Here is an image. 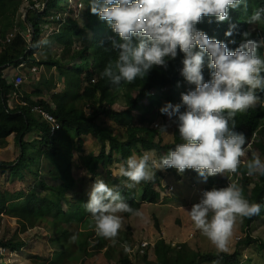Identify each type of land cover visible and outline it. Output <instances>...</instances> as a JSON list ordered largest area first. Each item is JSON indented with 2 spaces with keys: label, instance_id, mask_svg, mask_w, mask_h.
Segmentation results:
<instances>
[{
  "label": "trees",
  "instance_id": "16d2710c",
  "mask_svg": "<svg viewBox=\"0 0 264 264\" xmlns=\"http://www.w3.org/2000/svg\"><path fill=\"white\" fill-rule=\"evenodd\" d=\"M41 1L42 11L35 8L34 2L30 0L31 7L28 8L25 18L18 21L17 16L22 9L21 0H0V147L12 136L18 150V156L13 161H0V169H9L19 177L26 171L34 181V187L27 191L21 189L15 195L0 190V217L2 214L14 218L19 233L42 226L52 234L51 244L55 248L67 254H74L75 249L80 247L84 253L80 260L63 257L58 264H84V259L88 256L86 247L89 242H92L94 249L104 250L105 258L114 259L115 264H131L135 259L136 262L141 260L145 264H239L243 257V248L254 244L264 250V240L250 234L252 224L264 217V176H248L243 164L238 174L230 175V181L239 184L246 199L259 203L261 211L259 215L243 219V222L237 221L243 237L237 240L231 253H200L193 251L185 243L173 245L159 237L153 245L148 246L154 258L152 262L146 261V251L132 254L131 260L123 247L125 243L132 247L124 230H119L115 245L110 240L95 235L94 223L84 207L89 198H76L72 200L73 210L67 213L63 211L58 201L75 185V177L71 171L72 152L82 154L85 136L96 138L100 145L97 155L84 154L78 159V169L86 171L92 178L100 174V169L106 170L113 161V154L119 156L122 164H126V160L138 146L143 152L153 150L157 154L175 150L176 145L183 143L178 131V117H173V140L170 144L163 143L161 129L157 127V123L152 124V120L159 115L158 110L164 105L182 104V94L195 90V85L188 84L181 75L184 55L179 49L176 59L168 61L166 68L154 67L144 79L138 77L131 84L123 81L119 85L111 84L107 79H102L100 74L110 62L114 63L117 59L118 52L112 49L111 39L119 38L106 21L91 13L90 0H83V9L77 18L66 17L63 21L49 17L63 14L65 11L70 14V0ZM248 2L247 12L242 8L231 10L229 19L222 23H217L214 17H204L196 25L197 29L203 31L210 39L227 44L230 52H234L244 41L245 32L251 33L248 39L260 42L258 30L261 29L264 40V24H256L250 29L246 23L255 9L264 8V0ZM47 22L58 28L51 35L52 38L49 37L51 43L43 45L37 60L33 54L39 49L42 41L43 31L40 24ZM230 24L237 27L233 36L226 37L225 33ZM27 25L32 28L29 41H25L19 33L25 30ZM13 29H17V32L6 42V36ZM232 40L235 43H230ZM76 44L80 45V48H76ZM261 49L264 58V47L258 48V51ZM194 51H199V48ZM209 63L210 57L205 54L202 68L204 82L211 80L213 70L209 69ZM20 64L30 67L43 66L48 71L55 69L57 75L63 79V90L52 94L49 103L41 89L30 93L17 89L26 105L14 104L10 108L9 100L15 88L1 72L7 67L17 68ZM118 88L124 90V105L116 110L114 95ZM256 94L260 97L257 104L246 113L237 114L235 117L234 130L242 133L247 139L246 156L242 158L244 162L250 160L253 154H258L264 161V90L258 89ZM69 96L74 100H69ZM144 101L146 103H143ZM76 102L80 105L77 106ZM34 106L41 107L58 121L59 129L52 135L49 124L38 113L31 111ZM185 110L182 107L180 111ZM99 117L118 122H130L134 118L135 123L125 127L122 138L115 135L110 126L100 123ZM154 124L156 126H153ZM30 133L36 135L27 139ZM141 151L138 156H141ZM160 178V173L156 172L153 181L141 182L139 201H136L129 191H122L124 202L136 210H139L143 202L156 204L159 201V193L155 189L161 187ZM227 182L226 177H209L210 188L205 190L227 187ZM37 188L45 192V195H38ZM125 193L129 194V198L124 196ZM119 214L122 217L132 215ZM68 218L72 219V223H69ZM72 228L74 233L70 232L73 231ZM73 234H77L78 239L74 244H69V237ZM25 245L26 241L19 238L16 231L9 234L4 230L0 233V249L5 253L20 251Z\"/></svg>",
  "mask_w": 264,
  "mask_h": 264
},
{
  "label": "clouds",
  "instance_id": "9594fccd",
  "mask_svg": "<svg viewBox=\"0 0 264 264\" xmlns=\"http://www.w3.org/2000/svg\"><path fill=\"white\" fill-rule=\"evenodd\" d=\"M248 7V0H90L91 13L106 21L119 38L111 39L118 57L105 67L100 74L102 79L113 85L122 81L131 84L138 77L144 79L154 67L166 68L168 61L176 59L179 49L184 55L181 75L188 84L195 85V90L182 94V104L168 103L160 109L170 119L178 117L183 143L159 159L149 152L139 158L129 157L118 169L127 178L126 187L151 182L157 170L168 168L179 174L191 169L205 182L216 175L238 174L242 164L248 176H264V161L258 154L246 162L242 160L247 139L234 130L237 114L253 108L260 100L256 91L264 90V58L258 55L263 52L258 48L264 47L262 31L258 30L260 42L248 39L250 32L243 33L244 41L230 52L227 44L210 39L196 27L204 17H214L217 23H222L229 19L231 10L242 8L247 12ZM246 23L248 28L264 24V8L255 9ZM236 27L230 24L225 36H233ZM197 47L199 51H194ZM205 54L210 57L208 67L213 70L209 82H204L202 75ZM182 107L186 109L184 112L180 111ZM204 190L199 203L187 214L194 229L218 253L226 252L237 221L259 215L261 205L246 199L235 182L224 188ZM88 195L84 207L94 223L95 235L113 245L122 227L119 213L142 218L139 210L124 202L117 187H109L102 179L91 185ZM77 239L78 235L73 234L68 242L74 244ZM139 246L140 243L134 249L123 245L130 259L132 254L141 253Z\"/></svg>",
  "mask_w": 264,
  "mask_h": 264
},
{
  "label": "rangeland",
  "instance_id": "374dc122",
  "mask_svg": "<svg viewBox=\"0 0 264 264\" xmlns=\"http://www.w3.org/2000/svg\"><path fill=\"white\" fill-rule=\"evenodd\" d=\"M30 0H21V11L19 12L17 19H24L28 11ZM34 2V0H31ZM41 2V0H37ZM42 3V2H41ZM77 3L81 4L80 10L77 11ZM60 4V2H59ZM76 5V6H75ZM75 11H71L70 14L65 11L63 13L64 18L72 17L77 18L80 11L83 9V0H70L68 2V8ZM42 11V10H41ZM75 15V16H74ZM47 20L50 21L47 17ZM41 30L43 35L41 37V42L39 44V49L34 52L33 55H36L39 58L42 52V47L44 44L51 43L52 34L56 32L57 26L50 25L47 23H41ZM254 25H250L252 29ZM49 37H51L49 39ZM52 48V46H51ZM76 48H80V45L76 44ZM263 52L259 51L258 55L262 57ZM27 67V66H25ZM38 72L35 75H29L25 70H19V73L24 74L23 83L20 86V90L26 93H29L30 90L41 89L43 96L50 103V96L54 93H59L64 88V82L61 77H59L55 69L46 70L43 66L36 67ZM17 69L10 67L5 72H1L3 77L8 81L12 82L15 77ZM99 76V74H97ZM48 87V88H47ZM123 89L118 88L114 95V109L119 110L120 107L124 105L123 98ZM69 100L73 101L74 98L69 96ZM143 103H146L144 101ZM76 105L79 106L80 103L76 102ZM165 106V105H164ZM13 107V106H11ZM163 108V107H161ZM87 111V110H86ZM160 111V110H158ZM161 115V117H160ZM98 121L100 123L106 124L113 129V133L119 137L123 138L125 133V127L130 124L135 123V119L132 118L130 122L121 120L120 122L105 119L99 117ZM157 123L161 130V139L164 144L172 143L173 135V117L170 119L166 114L159 112V115L155 116L152 120V124ZM35 133H30L27 136V139L35 137ZM83 152L84 154H93L97 155L100 150V145L97 142V139L87 135L83 138ZM140 147L136 148V151L133 150L132 154L129 156H138ZM153 153L154 159H159L160 157L166 155L157 154L153 150L141 151V156L146 153ZM79 153L73 151L71 159V171L75 177V185L70 188L66 196L61 198L58 202L66 213L73 210L74 205L72 200L78 198H89V192L91 185L98 179H102L109 187H117L119 191H129L132 194V197L139 201L142 185H136L134 188L126 187L127 178L119 174V167L122 162L119 159V156L113 154V161L106 167V170L100 169V174L95 177H91L86 171L78 169V159L81 156ZM18 156V150L15 146V143L12 139V136H9L6 139V143L0 147V161L10 162L13 161ZM128 157V158H129ZM170 170H157L160 173V183L161 187L156 188L155 191L159 193V201L156 204H151L143 202L139 206V211L142 213V218L130 215L128 217H122V227L121 230H124L127 237L130 241V246L134 249L138 243L149 241L154 243L159 237H162L167 243L173 245L178 243H185L193 251H198L200 253L204 252H217L215 247L210 243V241L204 237L198 230L194 229L192 222L187 214L191 210L192 206L196 203H199L202 198V190L209 189L210 186L207 181H203L199 177L198 173L187 169L183 174H179L178 171L174 168H169ZM215 177H226V181L229 184L230 175H216ZM34 184L33 178L31 175L27 174L26 171H23V176L19 177L18 175L12 174L9 169L2 170L0 169V190L7 191L12 195H15L17 191L25 189L26 191L31 189ZM227 184V186H228ZM127 189V190H125ZM37 194L44 196L45 192L37 188ZM125 197L129 198V194L125 193ZM50 197V195H48ZM52 198V197H51ZM69 223L72 219L68 218ZM70 225V224H69ZM17 221L14 218L2 215L0 217V233L4 230L8 231L9 234L16 231L17 236L26 241V245L20 251L5 253L0 249V264H58L59 260L63 257H72V259H79L84 254L80 247L75 249L74 254H67L61 249L55 248L51 244V238L49 231L42 226H36L33 229H29L23 233H19L16 230ZM72 227V225H71ZM74 228H72L73 230ZM74 233L73 231H70ZM77 232V230H76ZM250 234L253 237H260L264 240V217L255 221L250 229ZM243 237V232L239 229L238 224L236 223L233 235L230 239L227 253H231L234 249V245L239 238ZM88 256L84 259V264H115L114 259H106L104 256V250H96L92 242H89V245L86 247ZM243 257L239 264H264V250L258 248L256 245L252 244L246 248L242 249ZM146 257L148 262L153 261V255L151 248L146 250ZM138 258V257H137ZM140 258V256H139ZM132 259V257H131ZM139 260V259H138ZM68 264V263H64ZM131 264H145L143 261L139 260L136 262V259L131 262Z\"/></svg>",
  "mask_w": 264,
  "mask_h": 264
},
{
  "label": "built area",
  "instance_id": "2783aa9c",
  "mask_svg": "<svg viewBox=\"0 0 264 264\" xmlns=\"http://www.w3.org/2000/svg\"><path fill=\"white\" fill-rule=\"evenodd\" d=\"M42 2V1H41ZM37 0H34V7L39 9L40 11L43 9V2L41 3ZM76 6V5H75ZM81 8V4L77 3V11L80 10ZM71 11L74 13L75 11L72 9V6H70ZM75 16V15H74ZM55 19V20H59V21H63L64 20V15L63 14H56L53 15V17H49V19ZM17 32V29H13V31L11 33H9L6 36V42H8L12 36ZM32 32V28L31 26L27 25V28L20 33V35H22V37L25 39V41H29L30 39V35ZM34 57L36 58V56L34 55ZM24 64H20L18 66V72L15 74L14 79L12 80V84L13 87L15 88V90H13V92L11 93V97H10V106L12 103L14 104H18V105H26V102L22 99L21 94L17 91V89L20 88L21 84L23 83L24 80V74L19 73V70H25V72L29 75H35L38 72V69L35 66H27ZM31 111L38 113L48 124L50 127V134L52 135L56 130L59 129V123L56 120V118L50 114L49 112H46L45 110H43L41 107L39 106H34L31 108ZM153 126H156V124H154ZM206 190H204L205 192ZM148 246V242H141L139 248V251L142 252L144 248H146Z\"/></svg>",
  "mask_w": 264,
  "mask_h": 264
},
{
  "label": "crops",
  "instance_id": "0c3cea01",
  "mask_svg": "<svg viewBox=\"0 0 264 264\" xmlns=\"http://www.w3.org/2000/svg\"><path fill=\"white\" fill-rule=\"evenodd\" d=\"M40 55H41V54H40ZM40 55H39V56H40ZM42 57H43V56H42ZM9 68H10V67H7V68L3 69V72H5V71H6L7 69H9ZM17 70H18V69H17ZM34 90H35V89H34ZM34 90H30V92H32V91H34ZM30 92H29V93H30ZM85 137H86V136H85Z\"/></svg>",
  "mask_w": 264,
  "mask_h": 264
}]
</instances>
